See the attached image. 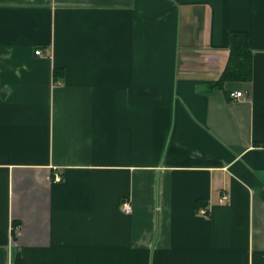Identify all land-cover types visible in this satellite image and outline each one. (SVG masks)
<instances>
[{
	"label": "crops",
	"instance_id": "1",
	"mask_svg": "<svg viewBox=\"0 0 264 264\" xmlns=\"http://www.w3.org/2000/svg\"><path fill=\"white\" fill-rule=\"evenodd\" d=\"M0 264H264V0H0Z\"/></svg>",
	"mask_w": 264,
	"mask_h": 264
},
{
	"label": "trees",
	"instance_id": "2",
	"mask_svg": "<svg viewBox=\"0 0 264 264\" xmlns=\"http://www.w3.org/2000/svg\"><path fill=\"white\" fill-rule=\"evenodd\" d=\"M247 31L230 33V53L226 67L220 78L213 84L222 86L227 81H250L253 78V50L249 43ZM200 204L203 205L201 201Z\"/></svg>",
	"mask_w": 264,
	"mask_h": 264
},
{
	"label": "built area",
	"instance_id": "3",
	"mask_svg": "<svg viewBox=\"0 0 264 264\" xmlns=\"http://www.w3.org/2000/svg\"><path fill=\"white\" fill-rule=\"evenodd\" d=\"M41 53H42L41 50H37L36 51V54H41ZM231 95H232V97H235V98H245L243 92H241V91L233 92V93H231ZM60 179H61L60 176H58L57 180H60ZM223 198L224 199H229L230 196H229V194L226 193V194L223 195ZM122 209L127 214H129V213H131L133 211V207H132L131 203L127 202V201L123 203ZM201 212L202 213H206V209H201Z\"/></svg>",
	"mask_w": 264,
	"mask_h": 264
}]
</instances>
